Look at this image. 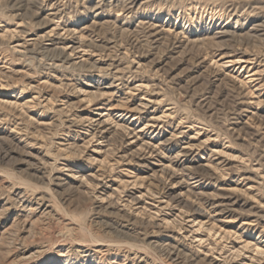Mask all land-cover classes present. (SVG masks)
Instances as JSON below:
<instances>
[{
    "label": "rangeland",
    "instance_id": "1",
    "mask_svg": "<svg viewBox=\"0 0 264 264\" xmlns=\"http://www.w3.org/2000/svg\"><path fill=\"white\" fill-rule=\"evenodd\" d=\"M0 264H264V0H0Z\"/></svg>",
    "mask_w": 264,
    "mask_h": 264
},
{
    "label": "bare ground",
    "instance_id": "2",
    "mask_svg": "<svg viewBox=\"0 0 264 264\" xmlns=\"http://www.w3.org/2000/svg\"><path fill=\"white\" fill-rule=\"evenodd\" d=\"M225 58V57H224Z\"/></svg>",
    "mask_w": 264,
    "mask_h": 264
}]
</instances>
